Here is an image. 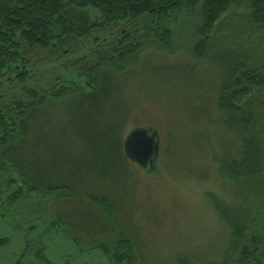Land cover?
Listing matches in <instances>:
<instances>
[{
  "label": "trees",
  "instance_id": "trees-1",
  "mask_svg": "<svg viewBox=\"0 0 264 264\" xmlns=\"http://www.w3.org/2000/svg\"><path fill=\"white\" fill-rule=\"evenodd\" d=\"M102 35H113L105 47ZM185 38L196 59L187 64L192 70L205 62L222 70L209 108L214 101L220 126L236 134L239 150L217 161L231 200L205 195L229 231L219 259L182 252L170 264H264V0H0V204L12 185L17 190L7 199L13 204L27 191L73 192L32 171L31 134L58 128L48 119L53 112L74 121L75 132H90L92 124L77 119L102 115L113 78L141 67L145 51H167ZM89 42L98 46L96 59L84 56L64 67L73 69L76 80L33 86L39 70L80 53ZM155 43L165 48L159 51ZM96 140L94 148L109 168L126 160L118 141L109 148L108 134L98 133ZM5 175L10 178L3 180ZM84 197L101 214L94 216L113 215L109 194L88 191ZM109 224L103 223V233ZM119 234L90 247L105 252L110 264H142L135 239ZM7 244L0 238V248Z\"/></svg>",
  "mask_w": 264,
  "mask_h": 264
},
{
  "label": "rangeland",
  "instance_id": "rangeland-1",
  "mask_svg": "<svg viewBox=\"0 0 264 264\" xmlns=\"http://www.w3.org/2000/svg\"><path fill=\"white\" fill-rule=\"evenodd\" d=\"M113 35L100 37L104 47ZM88 45L39 70L33 86L47 89L53 79L76 80L73 69L64 67L82 62L84 56L95 60L98 46ZM154 45L159 51L165 48ZM187 46L185 38L167 51L149 55L147 50L141 67L113 78L102 115L77 119L79 125L92 124L90 132H75L74 121L53 112L48 119L58 128L31 134L32 171L42 175L35 178L67 184L74 191L48 195L27 191L13 204L7 198L17 186H8L0 204V238L8 239L0 248V264H110L105 252L90 246L114 240L120 231L135 239L142 264H170L182 252L219 259L229 231L205 195L231 200V186L218 175L217 161L234 155L239 141L220 126L214 101L209 108L222 70L206 62L192 70L187 64L195 65L196 59ZM136 128L158 134L155 170L144 172L127 159L109 168L94 148L98 133L108 134L109 148L118 141L123 150L127 134ZM9 178L5 175L3 180ZM88 191L109 194L115 205L109 220L92 214L98 210L84 199ZM105 221L110 227L103 233Z\"/></svg>",
  "mask_w": 264,
  "mask_h": 264
},
{
  "label": "water",
  "instance_id": "water-1",
  "mask_svg": "<svg viewBox=\"0 0 264 264\" xmlns=\"http://www.w3.org/2000/svg\"><path fill=\"white\" fill-rule=\"evenodd\" d=\"M123 153L127 160L149 173L159 157L158 134L149 128L130 131L123 142Z\"/></svg>",
  "mask_w": 264,
  "mask_h": 264
}]
</instances>
